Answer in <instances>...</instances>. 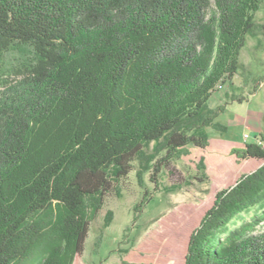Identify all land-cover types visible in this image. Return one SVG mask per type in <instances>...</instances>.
I'll use <instances>...</instances> for the list:
<instances>
[{
  "label": "trees",
  "instance_id": "16d2710c",
  "mask_svg": "<svg viewBox=\"0 0 264 264\" xmlns=\"http://www.w3.org/2000/svg\"><path fill=\"white\" fill-rule=\"evenodd\" d=\"M263 3L0 0V65L21 57L0 83V264L28 259L50 231L40 264H72L91 227L87 202L102 205L150 144L156 189L190 146L207 148V128L224 110L210 98L239 72ZM231 153L263 165L217 193L185 264H264V229L254 232L264 217L231 227L264 204V146Z\"/></svg>",
  "mask_w": 264,
  "mask_h": 264
},
{
  "label": "rangeland",
  "instance_id": "374dc122",
  "mask_svg": "<svg viewBox=\"0 0 264 264\" xmlns=\"http://www.w3.org/2000/svg\"><path fill=\"white\" fill-rule=\"evenodd\" d=\"M256 23L241 52L239 72L210 98L212 108L223 105L224 110L215 119L220 125L207 128V148L190 146L187 154L163 169L156 189L151 165L158 152L156 144H150L134 163L136 170L118 182L102 205L97 199L87 202L91 227L84 252L76 254L72 264H185L190 235L215 203L217 193L263 165L262 160L238 159L231 153L232 147L245 143L256 141L264 146V3L256 13ZM19 56L8 55L0 65V83L15 69ZM256 84L260 86L254 92ZM242 96V101L236 98ZM146 189L151 196L138 212L135 207ZM256 212L264 217V204L238 214L231 227L238 224L237 219H252ZM263 229L264 219L254 232ZM51 241L52 231L18 264H40Z\"/></svg>",
  "mask_w": 264,
  "mask_h": 264
},
{
  "label": "built area",
  "instance_id": "2783aa9c",
  "mask_svg": "<svg viewBox=\"0 0 264 264\" xmlns=\"http://www.w3.org/2000/svg\"><path fill=\"white\" fill-rule=\"evenodd\" d=\"M246 137L248 138L249 136H248V135H246Z\"/></svg>",
  "mask_w": 264,
  "mask_h": 264
}]
</instances>
